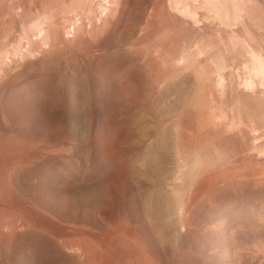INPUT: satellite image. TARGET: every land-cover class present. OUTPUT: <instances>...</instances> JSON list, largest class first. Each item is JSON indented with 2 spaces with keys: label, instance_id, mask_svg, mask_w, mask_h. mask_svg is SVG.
Instances as JSON below:
<instances>
[{
  "label": "rangeland",
  "instance_id": "rangeland-1",
  "mask_svg": "<svg viewBox=\"0 0 264 264\" xmlns=\"http://www.w3.org/2000/svg\"><path fill=\"white\" fill-rule=\"evenodd\" d=\"M0 264H264V0H0Z\"/></svg>",
  "mask_w": 264,
  "mask_h": 264
},
{
  "label": "bare ground",
  "instance_id": "bare-ground-1",
  "mask_svg": "<svg viewBox=\"0 0 264 264\" xmlns=\"http://www.w3.org/2000/svg\"><path fill=\"white\" fill-rule=\"evenodd\" d=\"M72 27V26H71ZM70 28V27H69ZM73 29V28H72ZM68 32V31H67ZM72 36V35H71Z\"/></svg>",
  "mask_w": 264,
  "mask_h": 264
}]
</instances>
